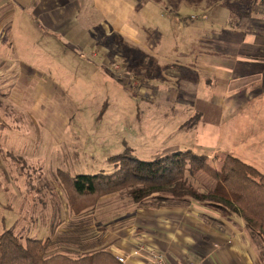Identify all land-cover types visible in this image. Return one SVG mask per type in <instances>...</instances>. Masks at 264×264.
Here are the masks:
<instances>
[{"label":"rangeland","instance_id":"obj_1","mask_svg":"<svg viewBox=\"0 0 264 264\" xmlns=\"http://www.w3.org/2000/svg\"><path fill=\"white\" fill-rule=\"evenodd\" d=\"M131 1L136 39L118 31L107 33L98 14L92 18L90 13L88 19L94 23L80 28L76 43H64L57 36L32 50L20 44L12 56L15 66L9 77L20 86L51 81L67 99L58 100L54 108L70 115L64 128L62 120L54 118L53 132L30 116L29 103L12 112L16 107L3 98L0 113L8 114L0 123V234L12 228L24 239H46L66 219V228L90 220L71 210V190L58 171L73 176L112 173L110 157L126 150L150 160L190 149L206 154L216 168L233 154L264 172V98L225 115L214 145L203 146L198 139L203 109L211 110L220 99L211 73L192 65L197 64L202 43L210 41L207 31L234 27L245 10L252 11L253 0H208L211 9L201 13L199 21L190 16L199 10L194 0ZM87 14L82 12V24ZM89 36L95 45L86 42ZM23 64L37 73L29 78L22 72ZM115 197L101 203H109L111 210H100L95 225L103 227L110 213L128 217L136 202L120 194ZM122 204V210L114 211V205ZM246 230L250 242L259 243Z\"/></svg>","mask_w":264,"mask_h":264},{"label":"crops","instance_id":"obj_2","mask_svg":"<svg viewBox=\"0 0 264 264\" xmlns=\"http://www.w3.org/2000/svg\"><path fill=\"white\" fill-rule=\"evenodd\" d=\"M194 2L199 3L196 5L199 10L190 12L191 18L194 17L191 20L199 21L201 13H208L211 5L208 0ZM135 10L131 0H0V105L3 98H7L16 107L12 112H19L18 108L23 103H29L30 116L42 120L44 127L54 132L53 119L59 118L64 128L70 112L54 108L58 100L67 103L64 94L54 83L47 81L41 86L32 87L31 81H28L27 85L20 86L18 80L9 77L11 68L15 66L12 59V56H16L15 51L20 44L29 45L32 50L34 45L48 44L57 36L64 43H76L80 28L94 23V20L88 19L90 13L92 18L98 14L100 25L103 23L107 33L118 31L135 38V27L130 23ZM83 11L88 14L84 16L86 20L82 24ZM186 18H182V22L186 23ZM236 21L238 23L233 24L234 27L220 29L218 33L213 29L207 31L210 41L202 43L197 64H192L211 73L217 84L216 98L220 99L211 106V110L203 109L204 125L201 123L199 127L198 138L203 146L214 145L225 115L255 99L264 98V0H253L252 11L245 10ZM86 42L89 46L96 44L95 38L90 36ZM23 69L26 71L22 72L28 73L29 78L37 73L27 65ZM193 85V88L197 87L196 83ZM3 113H0V123H4L3 116L8 114L6 111ZM115 196H104L96 205L82 211V218L87 216L91 219L77 222L74 225L77 229L66 228V219L57 224L53 234L48 237L61 242L73 256L104 249L123 256L127 264H151L143 254L136 253L141 244L163 251L173 264H264L260 245L250 242L241 218L235 215L224 217L195 202L189 205L164 202L156 206L147 202L150 203L148 207L136 203L127 214L129 218L119 216L120 213L113 217L110 213L105 217L103 227L95 225L99 211L109 209V203H101L120 197ZM114 206V211L123 209V204ZM60 235L62 237L59 239ZM72 235H79V240H71Z\"/></svg>","mask_w":264,"mask_h":264},{"label":"trees","instance_id":"obj_3","mask_svg":"<svg viewBox=\"0 0 264 264\" xmlns=\"http://www.w3.org/2000/svg\"><path fill=\"white\" fill-rule=\"evenodd\" d=\"M112 173H78L59 170L68 184L74 213L94 206L100 198L120 194L136 203H198L221 213L241 218L264 254V172L233 154L216 168L206 154L190 149L175 150L150 160L129 151L110 157ZM67 173V175H65ZM77 229V227H74ZM76 233V230L74 231ZM0 264H127L116 254L99 250L73 256L51 237L22 238L14 229L0 234Z\"/></svg>","mask_w":264,"mask_h":264},{"label":"built area","instance_id":"obj_4","mask_svg":"<svg viewBox=\"0 0 264 264\" xmlns=\"http://www.w3.org/2000/svg\"><path fill=\"white\" fill-rule=\"evenodd\" d=\"M136 253L143 254L148 262L151 264H173L168 256L163 251L155 248L154 246L141 244L136 250ZM121 262H126L123 256L116 255ZM195 264V263H188Z\"/></svg>","mask_w":264,"mask_h":264}]
</instances>
